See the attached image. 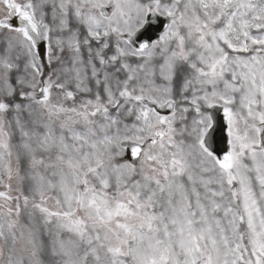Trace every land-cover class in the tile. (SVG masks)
I'll return each mask as SVG.
<instances>
[{
  "label": "snow or ice",
  "instance_id": "obj_1",
  "mask_svg": "<svg viewBox=\"0 0 264 264\" xmlns=\"http://www.w3.org/2000/svg\"><path fill=\"white\" fill-rule=\"evenodd\" d=\"M0 264H264V0H0Z\"/></svg>",
  "mask_w": 264,
  "mask_h": 264
}]
</instances>
